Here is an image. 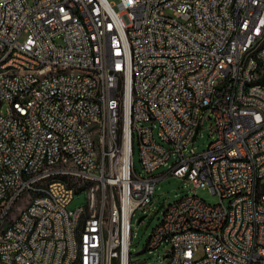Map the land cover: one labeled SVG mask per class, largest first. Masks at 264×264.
Returning a JSON list of instances; mask_svg holds the SVG:
<instances>
[{
	"label": "built area",
	"instance_id": "obj_1",
	"mask_svg": "<svg viewBox=\"0 0 264 264\" xmlns=\"http://www.w3.org/2000/svg\"><path fill=\"white\" fill-rule=\"evenodd\" d=\"M261 31L264 0H0V54H8L0 64V222L27 196L26 212L0 239V261L129 264L131 218L171 175L224 193L225 203L182 196L161 211L145 249L164 248L165 264H264V55L248 57ZM91 72H100V91ZM205 120L211 140L196 151ZM49 129L59 132V150ZM87 139L105 167L85 159ZM81 179L95 183V194L78 188ZM74 192L95 196L81 240L71 226L83 206L65 208Z\"/></svg>",
	"mask_w": 264,
	"mask_h": 264
},
{
	"label": "rangeland",
	"instance_id": "obj_2",
	"mask_svg": "<svg viewBox=\"0 0 264 264\" xmlns=\"http://www.w3.org/2000/svg\"><path fill=\"white\" fill-rule=\"evenodd\" d=\"M114 2L115 0H107ZM169 13V12H168ZM5 106L2 105L0 112H4ZM209 121L205 120L202 125L198 128L194 139L192 140V146L196 151L203 149L206 144L211 140L209 136ZM171 160L167 162L170 164ZM131 165L135 173H140V163L136 144L133 145L131 151ZM167 169L166 166L158 167L152 172L154 176H160ZM184 195H194L206 204H216L219 199L210 194L206 189L203 188H192L186 180H182L178 177L166 175L160 178L154 184V190L150 198V202L144 207V213L146 214L141 222H137V218L143 215L140 210H136L131 218L130 230L131 238L128 246L129 264H161L165 261L162 257L164 248L158 247L156 249L147 250L144 248L148 235L150 234L153 227L157 224L158 218L161 211L165 206H170L180 201V198ZM86 197L83 192H74L72 199L66 205V210H73L77 206L86 205ZM225 203V201H223ZM27 207V196L19 198L13 208L11 209L5 228L9 227L14 221L17 214H21L22 211ZM201 254V249L198 248L195 252V256L198 257Z\"/></svg>",
	"mask_w": 264,
	"mask_h": 264
},
{
	"label": "bare ground",
	"instance_id": "obj_3",
	"mask_svg": "<svg viewBox=\"0 0 264 264\" xmlns=\"http://www.w3.org/2000/svg\"><path fill=\"white\" fill-rule=\"evenodd\" d=\"M73 18H80V10H73ZM118 41H125V34H118ZM264 55V31H261L259 44H255L248 50V57L258 58ZM8 62V54H0V64ZM257 72H264V62L257 63ZM50 78H62V70H50ZM92 91H100V72H91ZM258 87V80H247V88ZM252 111H259V104H252ZM49 137L52 140V150H59V132L57 129H49ZM99 147L95 144V139H87V151H85V159L97 158V167H105L106 156L98 155ZM58 179L73 180V172H58ZM78 188L86 190L87 194H95V183L88 179L78 181ZM262 195V187H254L252 189V197H260ZM22 196H17V200ZM32 197H42V189H33ZM86 205L76 213V220L71 226V234L74 240H81L82 231L87 226V220L90 218V211L95 209V196L85 195ZM216 197L219 201H224V193H217ZM16 200V201H17ZM15 201V202H16ZM15 204V203H14ZM11 204V209L13 205ZM180 204V201L170 206ZM0 205H7V198H0ZM27 207L22 211L24 214ZM10 211H6V215L0 222V239L7 235L12 229L14 222L7 228L5 223ZM81 245H74V256H81ZM165 259V257H163ZM9 261H16V253H9ZM0 264H7V261H0ZM161 264H165V261Z\"/></svg>",
	"mask_w": 264,
	"mask_h": 264
},
{
	"label": "water",
	"instance_id": "obj_4",
	"mask_svg": "<svg viewBox=\"0 0 264 264\" xmlns=\"http://www.w3.org/2000/svg\"><path fill=\"white\" fill-rule=\"evenodd\" d=\"M141 217H142V216H140V217L138 218V220H140V219H141Z\"/></svg>",
	"mask_w": 264,
	"mask_h": 264
}]
</instances>
